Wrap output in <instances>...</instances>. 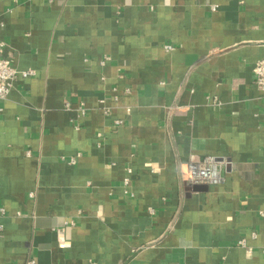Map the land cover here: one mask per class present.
Listing matches in <instances>:
<instances>
[{"label": "crops", "instance_id": "1", "mask_svg": "<svg viewBox=\"0 0 264 264\" xmlns=\"http://www.w3.org/2000/svg\"><path fill=\"white\" fill-rule=\"evenodd\" d=\"M0 19L34 70L0 100V264H264V0H0ZM204 155L223 181L185 185Z\"/></svg>", "mask_w": 264, "mask_h": 264}, {"label": "built area", "instance_id": "2", "mask_svg": "<svg viewBox=\"0 0 264 264\" xmlns=\"http://www.w3.org/2000/svg\"><path fill=\"white\" fill-rule=\"evenodd\" d=\"M214 8V5L212 6ZM3 26V22L0 19V27ZM5 48V43L0 39V100L6 98L12 89L14 82L19 78H27L34 74V70L25 69L20 70L13 66L11 61L3 55ZM165 50H172L173 46L171 44L164 45ZM253 77L254 83L257 88L262 92L264 96V57L258 60L253 66ZM128 92V90H126ZM101 99L100 102H103ZM80 111L85 114L86 108L83 103H80ZM65 105L68 106L69 102L65 100ZM110 108L108 106H103V113L108 114ZM122 124V120L116 118L113 120L114 126H119ZM70 164L76 163V157L71 156L67 159ZM229 164L227 158H218L212 155H204L199 158H191L187 162L180 163L178 166V172L181 181L188 186L194 187L196 185H218L223 181L222 169L226 168ZM128 175L123 178V185L128 186L130 183V173L131 169H127ZM3 212V208L0 209ZM259 215L264 217V209L258 211ZM19 214V212H17ZM65 223L73 224L72 220L66 221ZM2 226L0 225V230ZM251 236L255 237L256 232L252 231ZM241 246L248 249L245 239L239 241ZM250 250V249H248ZM28 264H33L34 260L30 259ZM13 264V263H6Z\"/></svg>", "mask_w": 264, "mask_h": 264}]
</instances>
